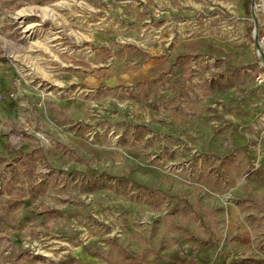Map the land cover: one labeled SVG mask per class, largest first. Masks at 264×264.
<instances>
[{"label":"rangeland","instance_id":"obj_1","mask_svg":"<svg viewBox=\"0 0 264 264\" xmlns=\"http://www.w3.org/2000/svg\"><path fill=\"white\" fill-rule=\"evenodd\" d=\"M263 46L264 0H0V264H264Z\"/></svg>","mask_w":264,"mask_h":264},{"label":"crops","instance_id":"obj_2","mask_svg":"<svg viewBox=\"0 0 264 264\" xmlns=\"http://www.w3.org/2000/svg\"><path fill=\"white\" fill-rule=\"evenodd\" d=\"M6 115H7V112L5 109V102H0V118H3V116H6ZM0 129H2V127H0ZM3 153H4L3 149L0 146V155H2Z\"/></svg>","mask_w":264,"mask_h":264},{"label":"water","instance_id":"obj_3","mask_svg":"<svg viewBox=\"0 0 264 264\" xmlns=\"http://www.w3.org/2000/svg\"><path fill=\"white\" fill-rule=\"evenodd\" d=\"M253 17L255 18V16L253 15ZM256 35H257V28L256 26L254 27V31H253V36H254V41L256 46L260 47V44L258 43L257 39H256ZM263 59H264V54L262 55Z\"/></svg>","mask_w":264,"mask_h":264},{"label":"built area","instance_id":"obj_4","mask_svg":"<svg viewBox=\"0 0 264 264\" xmlns=\"http://www.w3.org/2000/svg\"><path fill=\"white\" fill-rule=\"evenodd\" d=\"M1 98H2V95H1V93H0V100H1Z\"/></svg>","mask_w":264,"mask_h":264},{"label":"bare ground","instance_id":"obj_5","mask_svg":"<svg viewBox=\"0 0 264 264\" xmlns=\"http://www.w3.org/2000/svg\"><path fill=\"white\" fill-rule=\"evenodd\" d=\"M260 44L262 45V42ZM263 48H264V46H263Z\"/></svg>","mask_w":264,"mask_h":264}]
</instances>
